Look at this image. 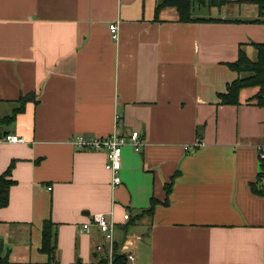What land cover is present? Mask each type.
<instances>
[{
  "label": "crops",
  "instance_id": "crops-1",
  "mask_svg": "<svg viewBox=\"0 0 264 264\" xmlns=\"http://www.w3.org/2000/svg\"><path fill=\"white\" fill-rule=\"evenodd\" d=\"M231 1L194 12L225 21L180 22L174 7L155 13L160 0H0V119L34 94L0 125V138L26 140H0V175L14 162L0 208L10 264L47 263L45 219L60 264L97 263L106 243L82 224L99 212L110 213L114 244L133 264H264V195L251 190L264 107L248 101L257 88L242 89L236 105L218 98L237 77L228 64L239 49L256 58L264 26L248 21L255 4ZM134 130L142 145L123 147L116 187L105 152L71 142L114 132L129 140ZM174 174L168 203L135 217L152 197L164 201Z\"/></svg>",
  "mask_w": 264,
  "mask_h": 264
},
{
  "label": "trees",
  "instance_id": "trees-1",
  "mask_svg": "<svg viewBox=\"0 0 264 264\" xmlns=\"http://www.w3.org/2000/svg\"><path fill=\"white\" fill-rule=\"evenodd\" d=\"M231 0H160V3L155 8V13L158 14L164 7H174L177 10L178 18L180 22H192V21H225L219 18L211 17H197L194 16L195 9L198 7H216L221 8L224 5L230 3ZM255 4L258 9V16L250 22H260L264 26V0H249ZM256 49V58L250 59L245 51L239 49L238 58L235 62L229 63L228 66L231 70L237 73V77L234 81L227 85L226 91L218 93V98L222 104L236 105L240 103L239 95L240 91L245 88H257V92L248 101H254L256 105L264 107V42L253 43ZM34 94L29 93L24 96H20L18 102L20 106L15 108L10 115H7L0 119L1 124L11 123L17 113L23 111L26 101L33 99ZM14 162L10 164L7 170L0 175V208L8 205L9 202V189L14 180L10 178L11 168ZM264 171V162L259 165V172L257 175L256 183H251L252 192L264 195V189L260 186L259 181L261 174ZM177 174H174L168 183L164 185L165 199L159 201L152 197L150 199V206L141 210L135 217H140L142 214L152 215L154 208L159 203L167 204L168 196L171 193L174 178ZM114 261L117 263H125L127 261L125 254L118 252V247L114 244ZM41 253L47 255L46 264H60L56 256V232L55 223L50 219H45L42 223L41 230V246L39 248ZM0 264H10L9 256L5 250L4 243L0 238ZM71 264H84L80 260ZM91 264H107L106 258L100 259L97 263Z\"/></svg>",
  "mask_w": 264,
  "mask_h": 264
},
{
  "label": "built area",
  "instance_id": "built-area-1",
  "mask_svg": "<svg viewBox=\"0 0 264 264\" xmlns=\"http://www.w3.org/2000/svg\"><path fill=\"white\" fill-rule=\"evenodd\" d=\"M111 37L115 40L118 39V31L116 23L109 25ZM0 140L8 143H25L26 140L16 134H5L0 138ZM72 144L81 149L87 150H103L105 152L106 161L105 168L111 174V185L116 187L121 184V159L123 147L126 144H130L135 151H139L142 145V142L139 137V132L137 130L132 131L129 140L125 137L117 134L116 132L110 134L106 137L98 136H87L83 134L75 135L71 140ZM256 153L258 160L264 162V143L256 145ZM259 184L261 187H264V171L261 174ZM129 215L125 214L124 219H128ZM91 225H94L98 228L100 233L103 236V239L106 243V255L107 264H133L134 256L131 253H127V261L125 263H117L114 261V230L115 223L110 217V213L99 212L91 216L88 222L82 224V229L87 230ZM126 250L128 246L124 247ZM103 245H98L97 250H102Z\"/></svg>",
  "mask_w": 264,
  "mask_h": 264
},
{
  "label": "rangeland",
  "instance_id": "rangeland-1",
  "mask_svg": "<svg viewBox=\"0 0 264 264\" xmlns=\"http://www.w3.org/2000/svg\"><path fill=\"white\" fill-rule=\"evenodd\" d=\"M232 1H230V3H231ZM229 4V3H228ZM228 4H226V5H228ZM226 5H224V6H226ZM223 6V7H224ZM199 8V10H196V9H198ZM198 8H196L195 10L196 11H200V13L201 14H203V15H205L207 12H208V7H198ZM254 91H256V89H254V88H247L246 89V94L247 95H251Z\"/></svg>",
  "mask_w": 264,
  "mask_h": 264
}]
</instances>
